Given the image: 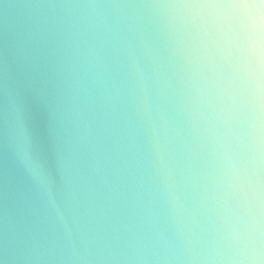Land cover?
Segmentation results:
<instances>
[{"label": "water", "instance_id": "obj_1", "mask_svg": "<svg viewBox=\"0 0 264 264\" xmlns=\"http://www.w3.org/2000/svg\"><path fill=\"white\" fill-rule=\"evenodd\" d=\"M228 4L0 0V264H248L264 106Z\"/></svg>", "mask_w": 264, "mask_h": 264}, {"label": "clouds", "instance_id": "obj_2", "mask_svg": "<svg viewBox=\"0 0 264 264\" xmlns=\"http://www.w3.org/2000/svg\"><path fill=\"white\" fill-rule=\"evenodd\" d=\"M203 5L187 6L195 10L198 15H204ZM212 9L224 7L223 5H210ZM179 14H191L182 10ZM212 15L217 35L223 50L231 53L236 50L240 55L238 59L243 64V80L246 88L256 102L264 106V0H229L224 11H213ZM24 165L35 174L34 162L27 147L21 154ZM39 183L43 179L37 176ZM258 236H264V225L257 221L249 224L248 243L240 252L248 264H264V244L257 242Z\"/></svg>", "mask_w": 264, "mask_h": 264}]
</instances>
